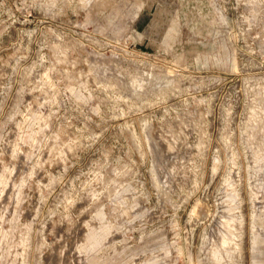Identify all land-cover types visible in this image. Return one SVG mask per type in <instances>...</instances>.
<instances>
[{"label":"rangeland","instance_id":"374dc122","mask_svg":"<svg viewBox=\"0 0 264 264\" xmlns=\"http://www.w3.org/2000/svg\"><path fill=\"white\" fill-rule=\"evenodd\" d=\"M0 264H264V0H0Z\"/></svg>","mask_w":264,"mask_h":264}]
</instances>
